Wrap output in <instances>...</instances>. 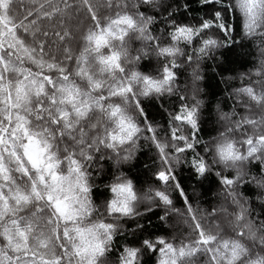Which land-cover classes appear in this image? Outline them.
I'll use <instances>...</instances> for the list:
<instances>
[{"label":"snow or ice","instance_id":"1","mask_svg":"<svg viewBox=\"0 0 264 264\" xmlns=\"http://www.w3.org/2000/svg\"><path fill=\"white\" fill-rule=\"evenodd\" d=\"M199 3L206 11L189 20L172 0H0V264H264V0ZM229 15L239 45L256 42L255 60L202 140L200 61L231 42ZM157 103L162 122L147 110ZM141 143L155 153L153 183L138 194L115 177L105 220L91 169L105 153L131 159ZM184 166L197 183L216 177L210 210L193 207ZM153 209L161 232L139 222ZM119 217L143 235L116 253L117 234L131 231Z\"/></svg>","mask_w":264,"mask_h":264},{"label":"trees","instance_id":"2","mask_svg":"<svg viewBox=\"0 0 264 264\" xmlns=\"http://www.w3.org/2000/svg\"><path fill=\"white\" fill-rule=\"evenodd\" d=\"M172 2L173 7L170 11L176 12L178 19H184L185 16H187L188 19L191 20L200 17L206 11L202 8L199 0H172ZM185 2L188 4L187 10L183 8ZM177 4L181 5V7L177 8ZM149 14L157 16L153 31L159 34L163 28L161 20L164 14L159 11L154 13L150 12ZM228 22L230 25H234V30L227 37V40L231 42L224 43V46L220 50L210 54L206 58H202L200 61V71L198 74L202 79L199 81L198 87L204 104L201 105L202 131L198 132L197 135L202 140H206L209 135L215 134L213 130L217 120V105L219 104L224 111L234 106V100L230 97L229 93L232 91L233 86H239V73L245 72L255 60L256 42L248 41L244 45H239V21L229 15ZM221 39L224 40L225 37L221 36ZM142 63H144V70H147L148 63L146 61ZM152 64L155 66L154 60ZM191 78V70L187 67H182L178 70L176 79L182 95L191 93ZM234 79L236 82L235 85H233ZM185 88H187V92L184 91ZM166 99L168 98L166 97ZM176 99V95L173 94L172 97L168 99V105L171 106L173 103H176ZM147 110L151 116L162 122L159 103L156 105H147ZM164 118H166V114ZM136 153H138V155L135 156L136 163L129 172L138 184H143L144 190L152 184L154 180L151 175V169L155 153L150 145L144 143H141ZM91 170L95 173L92 177V198L99 204L102 199H106L109 195L107 184L112 178L113 166L107 158H104ZM177 175L187 195L191 198L193 207L199 206L200 208L210 210V207L218 202L219 188L216 184L215 176L209 175L207 180L197 183V181L193 179L187 166L179 168L177 170ZM250 188L251 186H249V188H243V191L249 193ZM174 203L177 208L182 207V198L179 197L178 194L174 196ZM159 215L160 211L158 209H153L150 214H145L143 219L139 222L145 225L146 231L154 233L161 232L166 225L158 219ZM126 226L131 229V231H122L117 234L113 243V250L116 253L120 252L121 247L126 241L140 238L143 235V233L136 232L135 237H133L132 231H135L134 226L131 224H126Z\"/></svg>","mask_w":264,"mask_h":264},{"label":"clouds","instance_id":"3","mask_svg":"<svg viewBox=\"0 0 264 264\" xmlns=\"http://www.w3.org/2000/svg\"><path fill=\"white\" fill-rule=\"evenodd\" d=\"M153 60L155 62V58H153ZM136 155H138V153L135 152V154L132 156L131 159L121 160L119 163H117L115 159H109L108 154H106V153L104 154V158H107L110 161L111 165L113 166V175L107 184L109 195L107 196L106 199H112L113 198L114 194L111 192V189L109 186L113 182V179L115 177H120L121 173H123L124 179L131 181V183L133 185V190L135 192H137L139 194L140 192L143 191V184H138L136 182V180L134 179V177L129 172V170H131L133 168V165L136 163V159H135ZM104 202H105V199H102L99 204L96 203V206L99 207V209H100V213H105V210L103 207ZM143 204H144V201H142V200H137V201L132 202L133 210H134V212H136L137 215H139L141 212L144 211V208L142 207ZM103 218L105 220H108V215L105 213ZM130 219H133V217H119L116 220V223L126 225L128 220H130ZM141 219H143V217Z\"/></svg>","mask_w":264,"mask_h":264}]
</instances>
